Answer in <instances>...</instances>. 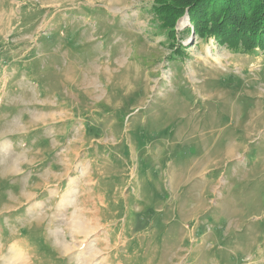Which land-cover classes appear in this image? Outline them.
<instances>
[{
	"label": "rangeland",
	"instance_id": "obj_1",
	"mask_svg": "<svg viewBox=\"0 0 264 264\" xmlns=\"http://www.w3.org/2000/svg\"><path fill=\"white\" fill-rule=\"evenodd\" d=\"M155 3L0 0V264H264V51Z\"/></svg>",
	"mask_w": 264,
	"mask_h": 264
},
{
	"label": "trees",
	"instance_id": "obj_2",
	"mask_svg": "<svg viewBox=\"0 0 264 264\" xmlns=\"http://www.w3.org/2000/svg\"><path fill=\"white\" fill-rule=\"evenodd\" d=\"M155 13L173 35L176 23L188 14L201 39L214 38L231 50L264 51V0H159Z\"/></svg>",
	"mask_w": 264,
	"mask_h": 264
}]
</instances>
